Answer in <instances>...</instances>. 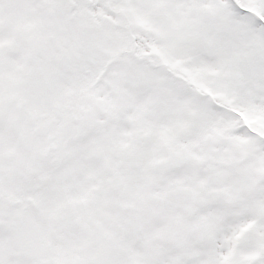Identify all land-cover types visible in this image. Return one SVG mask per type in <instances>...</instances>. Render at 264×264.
<instances>
[{"label": "snow or ice", "instance_id": "snow-or-ice-1", "mask_svg": "<svg viewBox=\"0 0 264 264\" xmlns=\"http://www.w3.org/2000/svg\"><path fill=\"white\" fill-rule=\"evenodd\" d=\"M0 264H264V0H0Z\"/></svg>", "mask_w": 264, "mask_h": 264}]
</instances>
